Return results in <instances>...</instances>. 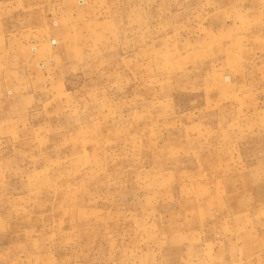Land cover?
<instances>
[{"label":"rangeland","instance_id":"rangeland-1","mask_svg":"<svg viewBox=\"0 0 264 264\" xmlns=\"http://www.w3.org/2000/svg\"><path fill=\"white\" fill-rule=\"evenodd\" d=\"M61 1L0 122V264H264V0Z\"/></svg>","mask_w":264,"mask_h":264},{"label":"crops","instance_id":"crops-1","mask_svg":"<svg viewBox=\"0 0 264 264\" xmlns=\"http://www.w3.org/2000/svg\"><path fill=\"white\" fill-rule=\"evenodd\" d=\"M68 9L61 0H0V122L34 97L30 88L44 86V72L61 57L59 44L73 39Z\"/></svg>","mask_w":264,"mask_h":264},{"label":"built area","instance_id":"built-area-1","mask_svg":"<svg viewBox=\"0 0 264 264\" xmlns=\"http://www.w3.org/2000/svg\"><path fill=\"white\" fill-rule=\"evenodd\" d=\"M55 24V23H54ZM52 44H53V46H56V43H55V41H52ZM34 50V49H33Z\"/></svg>","mask_w":264,"mask_h":264}]
</instances>
